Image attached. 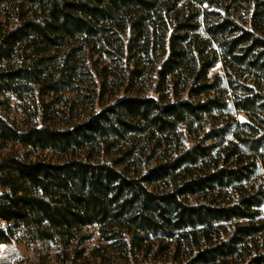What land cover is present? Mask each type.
<instances>
[{"label": "trees", "instance_id": "16d2710c", "mask_svg": "<svg viewBox=\"0 0 264 264\" xmlns=\"http://www.w3.org/2000/svg\"><path fill=\"white\" fill-rule=\"evenodd\" d=\"M259 7V0H0V64L19 59L0 69V94L35 102L77 84L82 67L93 73L103 65L104 79L117 76L125 94L149 77L156 95H127L67 129H21L0 114V145L69 157L0 160V245L70 247L97 226L128 253L124 264H169L130 261L134 249L155 243L146 257L173 247L172 264H264V179L255 157L229 137L239 113L264 139ZM124 140L130 147L121 151Z\"/></svg>", "mask_w": 264, "mask_h": 264}, {"label": "rangeland", "instance_id": "374dc122", "mask_svg": "<svg viewBox=\"0 0 264 264\" xmlns=\"http://www.w3.org/2000/svg\"><path fill=\"white\" fill-rule=\"evenodd\" d=\"M259 2L260 13L258 19H256V23L264 30V0H259ZM4 17L3 10L0 8V19L2 20ZM61 59L62 57H58V62ZM18 60L15 57L11 62L1 63L0 69L8 71L15 63H18ZM79 70L77 84L71 87L68 85H64L65 87L63 88L59 87L57 91H53L51 94L38 96L35 102L31 98H20L12 93L0 94L1 116L9 124L19 126L21 129H28L36 125L42 126L44 124L52 128L67 129L86 121L93 113L127 95L156 96L153 93L154 83H152V78L144 77L137 81L135 80V87H133L129 94H125L126 85L121 86L117 76L110 75L108 79H104L103 72L107 71H105L103 65H98L93 73H89L83 67ZM112 70L120 72L115 68H112ZM215 71H220V66ZM99 74L102 77H99ZM99 78L107 83V87L103 91L105 95L101 94L102 85L99 83L96 85ZM118 84L120 87H118ZM235 118V127L229 137L255 157L259 165L258 172L264 179V139L260 138L261 132L245 115L236 113ZM111 141L115 140L112 139ZM118 142L120 143L119 148L121 151H125L130 147L125 140ZM184 144L186 145L187 142L185 141ZM108 145L109 143L106 146ZM87 150L88 148L85 150L84 155H87ZM115 153L116 150L112 153L110 152L109 155L115 158ZM10 154H18L23 158L35 161L41 160L52 164L64 163L69 158L50 150L27 151L21 145L14 143L0 145V160ZM83 236L87 237H85L83 242L81 241L82 244L75 243L70 247L42 241L32 244L11 243L0 245V264H124L126 261L124 257L128 253L121 252L118 248L114 247L112 242L104 240L98 233L97 226L88 228ZM127 240L129 242L130 238H127ZM168 243L172 244L170 240ZM158 245L160 246V244L155 243L154 246L148 247L146 244L139 250L134 249V254H129L130 261L135 262L137 260L138 263H162L167 259L170 260L167 263L172 264L175 258L173 247H171L172 250L168 256L164 255V257L161 256L158 259H152L151 256L146 257L147 249L149 248L153 254L155 250H158Z\"/></svg>", "mask_w": 264, "mask_h": 264}]
</instances>
